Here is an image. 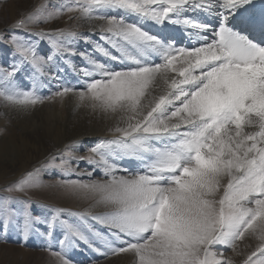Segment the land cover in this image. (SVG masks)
<instances>
[{
  "label": "snow or ice",
  "instance_id": "6c2138e0",
  "mask_svg": "<svg viewBox=\"0 0 264 264\" xmlns=\"http://www.w3.org/2000/svg\"><path fill=\"white\" fill-rule=\"evenodd\" d=\"M103 10L182 24L198 46L178 47ZM65 11L104 20L99 41L90 40L95 33L64 28L34 34L66 54L83 39L105 59L80 53L89 64L82 69L85 83L55 95L71 93L116 124L87 156L76 155L73 142L7 186L23 199H0V225L8 227L17 214L11 204L20 201L25 241L45 235L39 224L49 240L60 226V249L48 245L58 264H72L67 250L79 243L105 257L130 254L132 264H234L224 250L236 252L248 240L256 244L242 264H264V0L259 6L256 0H69L54 11L40 7L21 16L12 30ZM198 13L214 16L215 25L198 20ZM10 39L22 59L40 68L47 62L32 42ZM16 70H0V98L24 108L42 103L35 90L17 89ZM124 158L141 167L121 168L117 161ZM80 162L90 170L78 172L73 164ZM57 170L64 178L55 186L91 203L83 211L53 208L50 219L34 216L27 194L46 186L43 173ZM98 171L102 178L93 179Z\"/></svg>",
  "mask_w": 264,
  "mask_h": 264
},
{
  "label": "rangeland",
  "instance_id": "374dc122",
  "mask_svg": "<svg viewBox=\"0 0 264 264\" xmlns=\"http://www.w3.org/2000/svg\"><path fill=\"white\" fill-rule=\"evenodd\" d=\"M68 3L69 0H0V70L11 71L12 66L15 65L17 70L13 77V83L17 89L21 92H32L35 90L37 95L44 97L42 103H37L36 107L33 105L28 108L8 103L0 98V143L4 142V144L7 145L6 141L9 138H15L19 141L22 133L32 129L30 124H90L87 122V111H89L87 107L84 108L80 104L67 105V102L71 98V93L61 97L55 95V93L65 86L79 87L85 83L82 69L89 67V64L84 56L80 55V53H83L82 44L78 47L76 42H74V54L72 55H74L77 61H72L66 53L55 51L47 37L40 38L34 34L38 33L40 30L49 31L60 28L84 33L85 22L80 13L78 11H65L57 19L48 21L47 23H29L24 28H15L14 31L12 30L14 22L21 16L35 12L40 7H45L49 11H54ZM107 15L111 16L115 14L110 12ZM172 19L175 18L172 17ZM164 25L166 26L155 35L162 39L167 38L169 41H174V43H177L180 39L179 41L182 43V37L180 36L181 34H186L183 32L182 25H176L171 22H165ZM12 35L17 36L19 39L30 41L35 45L37 55L45 58L47 61L42 68L34 66L17 54L15 45L10 39ZM191 37L193 36L190 35V41L193 40ZM80 41L82 40L80 39ZM88 47H91L90 43ZM181 47H184V45H181ZM185 47L187 46L185 45ZM49 56H51V60H47ZM40 83H42L41 86H44V88L39 86ZM46 104L52 107V110H57L60 116V118H57L59 122L54 117H48L47 114L50 112L48 111L49 106H46ZM38 131L40 134L46 135L43 129L39 128ZM35 134L37 133H34V135ZM103 136L105 137V135H99L98 139L103 138ZM98 139L90 145L76 142V155L87 156L89 154L88 149H90ZM20 146L19 144V147ZM42 161H44V159L40 162L38 160L36 163L28 164V167H25L24 170L19 161V156H17L14 151L4 156L0 155V199L6 196H16L23 199V194L7 193L5 189L24 173L32 170L34 167H39ZM133 162L128 164L127 161L123 160L118 164L121 168L130 170L138 166V162L134 165ZM86 164L85 162H80L78 166L73 164V167L77 168V171L80 172ZM118 174L123 175L125 173L121 172ZM59 175L60 173L58 170L52 171L51 174L47 172L43 173L42 179L46 186L33 189L27 194L33 201L30 206V211L34 216L50 219L53 215L52 209L56 208L55 204L57 203L65 205L67 207L66 209L72 211H76L91 203L90 200L83 199L78 195L55 186L56 179L60 180ZM70 178L88 180L87 176H71ZM92 178L95 179L94 177ZM101 178L102 173L96 176V179ZM11 207L16 210L17 214L12 216L7 228L0 225V264H58V261L48 248L34 245V241H32L34 234H32L33 236L31 235L28 240L22 241L23 237L19 225L21 222L20 214L25 205L20 201H14ZM37 228L45 229L46 227L43 224H39ZM17 230L18 239L21 240L20 242L13 243L8 237L4 236H8V233H15ZM246 244L250 246H246ZM255 244L256 242L254 240H248L240 243L236 252H233L231 249H226L224 252L226 256L234 259V264H242V261L253 250ZM244 252L246 253L244 254ZM67 258L72 264H76L72 258ZM132 259L131 257L120 260L117 259L110 264H132ZM79 264L84 263L79 262Z\"/></svg>",
  "mask_w": 264,
  "mask_h": 264
},
{
  "label": "bare ground",
  "instance_id": "6f19581e",
  "mask_svg": "<svg viewBox=\"0 0 264 264\" xmlns=\"http://www.w3.org/2000/svg\"><path fill=\"white\" fill-rule=\"evenodd\" d=\"M257 6L260 4V0H256ZM110 12H113L117 16H124L125 19L128 22H138L141 24L145 31H149L151 34L155 35L158 34L159 31H161L162 28H164L166 25L164 24H157L150 20H140L138 17H136L133 14H126L123 10H103L100 14L101 15H107ZM188 17L192 15L191 12H189ZM197 19L203 22L212 23L215 25V17L214 16H207L203 13H198ZM176 19V17H173ZM182 17L181 19H183ZM83 21L85 22V32L84 33H95L90 35V40L93 42L99 41V30L101 26L106 27V23L104 20L100 19H93V20H87L83 18ZM177 25V24H176ZM182 25V24H181ZM183 27V32L186 34L182 35V43L178 40L177 43H175L176 46L181 47V45H185L187 47L192 46H198L195 42V37H191L193 39L190 41V34L188 30ZM78 40L76 41V44L78 47L82 44L83 53L86 54H92L94 58L100 59L103 61L105 58L102 57V55L98 52H94L93 44H91V47H88L89 43ZM174 42V41H173ZM185 42V44H184ZM70 60L77 61L74 55L67 54ZM85 58V57H84ZM87 61V60H86ZM88 63V62H87ZM70 64V63H69ZM114 67H119L118 64L113 62ZM21 68V67H20ZM21 73V72H20ZM36 74V73H35ZM38 74V73H37ZM39 80V79H38ZM36 81V80H35ZM41 81V80H40ZM38 82V81H37ZM42 83H40V87ZM44 88V86L42 87ZM78 88V87H77ZM67 105L72 104H80L84 108L87 107L89 109L88 112V118L87 122L90 124H30V131H25V133H22L20 135L21 139L17 141L15 138H9L7 139V145L3 143H0V155L4 156L5 154L11 153V151L15 152L17 156H19V161L21 163V166H23V169L25 167H28V164L36 163L38 160L39 162L43 159H45L46 156H48L49 153L54 152L58 148H64L65 145L72 144L73 142H78L84 145H90L95 140L98 139L99 135H105V137H111L112 133L108 131L110 127L115 126L116 124V118L114 117H105L102 113H99L97 110H94L89 103L87 102H80L78 98L74 95H71V98L67 102ZM45 104V103H44ZM42 105V104H41ZM39 106V105H38ZM43 106V105H42ZM45 106V105H44ZM46 106H49L46 104ZM45 106V107H46ZM36 107V105L34 106ZM71 107V106H69ZM50 113H48V117H54L58 122L60 118L59 113L57 110H52V107L49 106ZM39 128L43 129L46 132V135H42L39 133ZM33 131V132H32ZM33 134H32V133ZM34 133H37L34 135ZM104 137V136H103ZM4 140V139H3ZM2 141V139H1ZM19 144L21 145L19 147ZM78 147V146H77ZM45 155V156H44ZM22 157V158H21ZM24 157V158H23ZM127 161L129 164L130 162H133V165L137 163L138 166L135 168L130 169V171L138 170L141 165L140 162L135 160L134 158H124L117 161V163L121 161ZM19 168V167H18ZM25 170V169H24ZM90 170V166L86 164L83 166V169L80 170V172H86ZM101 172H96L93 176L96 179V176L99 175ZM120 175V174H119ZM61 175H59V179H63ZM56 181H58L56 179ZM90 204V203H89ZM88 204V205H89ZM88 205L81 207L80 209L76 211H83L86 208H88ZM53 207V205H52ZM56 208H67L65 205H62L61 203L55 204ZM64 219H69L67 215L63 216ZM71 222L76 223L78 222V218L72 217ZM39 233H44L45 235H40L34 233V238L32 241H34V245L36 246H43V248H48L49 243H51V247L55 250L60 249V245L58 241L63 238V229L60 226H56L53 230V236L49 240L46 233L48 231L47 228H38ZM6 230V229H5ZM19 230V229H18ZM18 230L15 233H8V236L4 235L5 237H8L9 240L14 242H20L21 240L18 239ZM4 232V231H3ZM28 240V239H27ZM22 241H25L22 239ZM255 241V240H254ZM256 242V241H255ZM17 247V246H15ZM246 252H244L245 254ZM67 257L72 258L76 262V264H79V262H83L84 264H110L112 262H115L114 260L117 259H124L131 257L130 254H120L118 256H111V257H105L96 251H94L92 248L88 247L87 245L83 243H79L78 247L69 248L67 250ZM132 258V257H131ZM234 261V259H233ZM235 262V261H234Z\"/></svg>",
  "mask_w": 264,
  "mask_h": 264
}]
</instances>
